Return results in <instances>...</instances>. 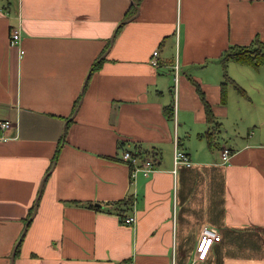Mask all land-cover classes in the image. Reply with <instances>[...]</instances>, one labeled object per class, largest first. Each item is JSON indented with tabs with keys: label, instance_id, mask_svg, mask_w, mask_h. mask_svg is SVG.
I'll return each mask as SVG.
<instances>
[{
	"label": "crops",
	"instance_id": "0c3cea01",
	"mask_svg": "<svg viewBox=\"0 0 264 264\" xmlns=\"http://www.w3.org/2000/svg\"><path fill=\"white\" fill-rule=\"evenodd\" d=\"M255 39L264 0H0V264H264V66L220 60ZM125 151L158 170L131 183Z\"/></svg>",
	"mask_w": 264,
	"mask_h": 264
},
{
	"label": "built area",
	"instance_id": "2783aa9c",
	"mask_svg": "<svg viewBox=\"0 0 264 264\" xmlns=\"http://www.w3.org/2000/svg\"><path fill=\"white\" fill-rule=\"evenodd\" d=\"M21 41V33L18 29H11L9 33V44L11 46H19ZM23 52L20 51L22 56ZM150 64L153 67H159V51L156 49L152 52L150 58ZM174 82H177L178 66L175 63L173 66ZM12 126L9 120H0V130H8ZM221 158L223 163H227L230 158V152L227 149H223L221 152ZM121 160L126 163L131 169V183H134L136 179L140 177H148L150 174L156 172L158 169L155 166L154 159L149 155L141 151H125L122 154ZM192 165L188 155L183 152L177 143V139L174 140L173 147V173H176L179 167H190ZM134 203H131V207ZM134 209V207H133ZM135 215L131 214L123 219V224L130 227L135 223ZM221 241V236L218 231L209 226H203L200 229L196 247H195V261H204L211 247ZM129 264V263H128Z\"/></svg>",
	"mask_w": 264,
	"mask_h": 264
},
{
	"label": "trees",
	"instance_id": "16d2710c",
	"mask_svg": "<svg viewBox=\"0 0 264 264\" xmlns=\"http://www.w3.org/2000/svg\"><path fill=\"white\" fill-rule=\"evenodd\" d=\"M121 27L118 28L117 32L119 31ZM221 65L223 68V75L226 81H229V78L226 74V65L229 62L236 63L242 66H249L255 70L259 69L261 66H264V44L258 41L257 39L254 40L250 45L248 46H229L221 55L220 57ZM102 60L95 61L93 64L92 70H95L100 64ZM225 81V82H226ZM223 86V92L221 97V103L224 104L226 95L224 91V84ZM236 91L239 94H243L242 90L238 87H235ZM196 90L199 93V97L202 103L203 111L205 114L206 122L209 124L214 123V116L211 113V108L209 104L205 101L204 97L202 96V93L199 90V87L196 85ZM78 105V101L74 103L72 114L75 111L76 107ZM168 115V114H167ZM168 118L171 119V117L168 115ZM218 131V126H214L213 130L210 133H207L204 137L206 139V142L209 147L212 146L213 138L215 137L216 133ZM138 152V151H136ZM31 216V213L28 215V218ZM22 241V240H21ZM21 244V243H20ZM20 244L16 247V254L18 253Z\"/></svg>",
	"mask_w": 264,
	"mask_h": 264
},
{
	"label": "rangeland",
	"instance_id": "374dc122",
	"mask_svg": "<svg viewBox=\"0 0 264 264\" xmlns=\"http://www.w3.org/2000/svg\"><path fill=\"white\" fill-rule=\"evenodd\" d=\"M232 91V90H231ZM232 93V92H231ZM231 95H233L234 97H235V99L237 100V101H242L236 94H231ZM232 106H233V108H238V105L237 104H232ZM248 111L249 110H243L242 111V116H246V115H248L249 113H248ZM227 125H229V127L228 128H230L231 130H232V133H234V131H235V128L234 127H236L235 125H230L229 123L227 124ZM228 130V129H227ZM251 130H252V128H249V130H248V132H249V134H251ZM225 131V129H221L220 130V132L221 133H223ZM246 135H244V137H245Z\"/></svg>",
	"mask_w": 264,
	"mask_h": 264
},
{
	"label": "water",
	"instance_id": "95a60500",
	"mask_svg": "<svg viewBox=\"0 0 264 264\" xmlns=\"http://www.w3.org/2000/svg\"><path fill=\"white\" fill-rule=\"evenodd\" d=\"M29 221H30V219L26 222V226L28 225ZM24 233H25V231L23 232V234H24ZM23 234H22V235H23ZM17 244H19V242H18Z\"/></svg>",
	"mask_w": 264,
	"mask_h": 264
}]
</instances>
